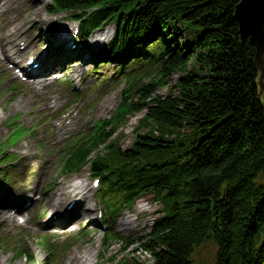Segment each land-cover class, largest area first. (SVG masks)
Instances as JSON below:
<instances>
[{"label":"trees","instance_id":"1","mask_svg":"<svg viewBox=\"0 0 264 264\" xmlns=\"http://www.w3.org/2000/svg\"><path fill=\"white\" fill-rule=\"evenodd\" d=\"M239 1L52 0L50 6L79 11L83 35L114 21L118 30L107 50L126 48L141 71H152L151 81L137 87V101L124 90L115 116L144 110L142 121L158 135H139L122 149L113 128L97 125L68 146L63 169L88 164L101 177L111 214L141 193L162 202L164 214L147 236L128 242L148 251L154 264H196V248L209 240L217 249L213 264H264V91L256 46L242 40L234 17Z\"/></svg>","mask_w":264,"mask_h":264},{"label":"rangeland","instance_id":"2","mask_svg":"<svg viewBox=\"0 0 264 264\" xmlns=\"http://www.w3.org/2000/svg\"><path fill=\"white\" fill-rule=\"evenodd\" d=\"M0 3L3 8L0 15V35L5 34L7 30L24 36L39 54L48 48L50 42L62 41L63 36L60 32L64 27L61 24L64 21L65 24H69L68 14L63 12L57 16L59 18L49 17L45 5L49 4L50 0H0ZM109 27L113 32L115 25ZM110 36L111 34L108 37ZM184 37L181 36V40ZM187 40L185 38L184 42ZM89 54L90 57L92 53ZM2 61L0 58L2 70L0 79L4 76L0 87V150L4 148L5 154L12 153L15 157L7 160L0 158V180L8 176L11 179L9 191L20 193L29 190L41 200H34L30 210L25 212L24 217L29 220L26 226H20L16 220L4 223L6 210H0V258L5 264H52L54 259L51 251L44 248L42 243L44 237L50 236L54 238V246L58 244L57 242L64 246L68 238L76 240L71 247L60 249L56 264H80V260H83V264H154V258L148 251L140 245H130L128 242L147 236L153 222L162 215V206L155 196L150 193L140 194L137 200L125 206L112 227L125 236L126 240L103 245L102 238L109 224L99 223L96 214H93L100 206L88 170L84 169L73 176H66L60 171V151H57L59 145L81 126H89L99 119H110L118 107L125 84L116 83L112 74L118 70L120 59L114 60L116 64L113 62L97 64L101 65L98 76H94L90 68L95 65H87V62L81 65L77 62L71 67L64 68L63 81L42 80L43 86L40 91L30 85L32 82L22 83L10 64ZM24 64H27L25 60ZM192 66V69L196 70L194 62ZM104 77L103 82H109L110 87L101 91L97 87L100 79ZM174 78L173 86L176 84V77ZM15 81L19 82V87L13 90ZM146 81L147 79L144 80ZM71 87H76L74 92L76 98L72 97V92L69 90ZM158 92L167 93L168 88ZM50 96L52 100L48 99ZM21 105L25 107L21 108ZM12 107L15 109L10 112ZM68 110L71 114L70 123L59 125L62 112ZM144 115L143 112L135 113L121 122L118 138L122 147L130 146L137 132L144 133L148 130V127L139 125V120ZM17 116L23 120L19 119L15 122ZM11 119L14 120L15 125H11ZM16 124L29 131L16 143L3 145L15 131ZM83 179L89 185L91 192L86 195L90 204L83 203L81 212L84 206L85 208L91 206L92 212H83V219L74 216L73 220H68V223H64V230L60 231L62 233L48 229L46 226L63 223V216L66 212H71L67 208L63 211L60 207L63 201L67 202L68 197L61 199L59 205L53 207L51 201L54 197H49V192L58 194L60 185L76 183ZM50 184L53 185L52 188ZM4 196L5 194H1L0 198ZM77 200V198L72 200L76 202L74 208L82 205V203L78 204ZM55 211L56 216H52ZM127 216L132 221L124 230L120 223ZM24 252L29 254L31 259L22 256ZM74 252L78 262L71 260ZM216 252L215 243L212 240L206 241L196 248L194 260L196 264H213Z\"/></svg>","mask_w":264,"mask_h":264},{"label":"water","instance_id":"3","mask_svg":"<svg viewBox=\"0 0 264 264\" xmlns=\"http://www.w3.org/2000/svg\"><path fill=\"white\" fill-rule=\"evenodd\" d=\"M242 40L250 38L256 46L255 64L259 85L264 91V0H240L234 10Z\"/></svg>","mask_w":264,"mask_h":264},{"label":"bare ground","instance_id":"4","mask_svg":"<svg viewBox=\"0 0 264 264\" xmlns=\"http://www.w3.org/2000/svg\"><path fill=\"white\" fill-rule=\"evenodd\" d=\"M111 29L107 28L104 29L102 31V34H108L110 33ZM12 31H7V33L5 34L6 36H11L10 38H6L5 35L1 36V40H3L2 43V47H3V51L2 54L4 55V57L7 60H10L12 57H18V58H23L28 52L32 51L31 45H28L26 47H24L23 49H20L18 47L20 40L19 39H14L12 38ZM97 39H99V36L97 37ZM13 46V48H10V46ZM79 71V70H77ZM49 99V98H48ZM25 105H21V108H24ZM15 108L12 107L10 109V112H12ZM26 118V117H25ZM0 123H1V118H0ZM91 190L88 188L87 183L85 182V180L83 179V181L81 180V182H77V183H72V184H66V185H60L59 186V190H58V194L56 192H49V197H54V203L52 204L53 207H56L59 205L61 199L68 197V199L73 198V197H81V199H83L84 201H87L85 196L86 194L90 193ZM64 203V201L62 202ZM81 219H83V215H81ZM130 217L128 216L126 221H123V223H121V225L124 227V230H126V225H129V223L132 221H130ZM71 260L78 262L79 260L77 259L76 253L74 252L71 255ZM83 260H80V264H83ZM0 264H5L4 260H2L0 258Z\"/></svg>","mask_w":264,"mask_h":264}]
</instances>
